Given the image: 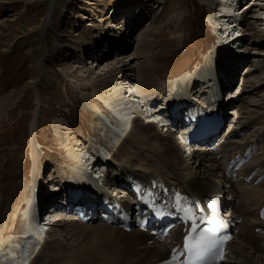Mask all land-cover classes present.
I'll use <instances>...</instances> for the list:
<instances>
[{
    "label": "bare ground",
    "instance_id": "1",
    "mask_svg": "<svg viewBox=\"0 0 264 264\" xmlns=\"http://www.w3.org/2000/svg\"><path fill=\"white\" fill-rule=\"evenodd\" d=\"M245 1L205 0L213 14L210 18L217 26L216 29L222 38L225 36L229 41L222 39L219 50L208 53L205 56V63L195 67L197 69H194L190 76L184 75L171 79L173 72H167L163 66L156 65L160 52L155 50L163 46L155 43L157 29L147 26L141 37H139L141 32L133 36L131 29L141 23L145 14L141 13L133 17L129 15V8L125 9V6L123 8L125 16L128 14L129 19L125 25L118 27L119 31H115L117 34L106 32L102 39H99L103 40L102 44L96 40L92 51L86 50L87 48L80 50L87 55L76 54L80 63L76 62V65L69 66L66 71L76 82L75 88L82 95L81 102H84V106L89 108L92 115L96 116L100 113L102 117L97 116L99 119L106 118L102 115L98 104L101 108L107 107L106 109L111 110L117 118V123L121 124L125 130L121 131L118 127L117 129L132 146V151L127 152L128 157L136 155L145 164H139L137 161L138 166L135 164V167L133 163L130 165V161L115 164L116 160L113 161L110 158L105 157L102 160L91 158L88 156L86 147L82 146L76 139L77 136L70 131L71 126L65 125L64 120H58L55 127L59 132V139L63 144L66 143L65 151L67 152L68 149L69 155L77 156L78 160L89 157L87 164L92 165V169L96 166L97 171L88 173L84 171L85 168L80 172L75 170L77 173L69 174L62 185L57 182L62 175L59 176L53 171L54 174L44 177L39 182L37 170L42 157L38 155L36 170L33 173L37 178V185L35 186L34 182L31 186V193L33 187L35 193L29 194L23 205L24 209H27L28 223L25 225L23 236L15 237V241L23 244V254L20 255L22 259L18 262L19 251L10 243L12 237L5 239L7 234H15L14 229L7 228L8 222H5L6 224L0 227V264H139L142 259L133 257L136 252L143 250L140 246H143L149 254L161 258L160 261L166 260L169 253L166 256L164 246L161 244L146 246V240H150L151 237L147 238L142 231L134 230L128 233L103 223L95 226L84 225L78 218L75 222L70 218L67 221L66 216H61L63 210L57 213L58 209L61 210L64 207L77 209L74 206H80V208H87L94 216H99L97 206H101L100 201L117 198L115 194L119 192L121 183L147 185L149 178L155 176L173 178L177 186L197 191L202 195L224 192L227 197L228 214L233 218L237 216L243 219L239 225L238 238L230 245L231 251L234 255L247 259L250 264H264V220H260L258 215L259 208L264 203V51H257L259 47L255 48L256 51H247L245 54L237 50L245 39V34L251 35L248 40L252 41L254 46H258L261 42L257 39L264 37V28H261L264 26V0H248L244 3ZM56 3L57 0H51L50 11L47 12L48 15L40 30L47 31ZM131 5L133 4H129L130 8ZM246 13L249 17L245 16ZM226 21L232 25H228ZM246 24L248 32L242 34L241 25ZM231 32H233L232 36ZM174 36L181 49L185 45V38L177 32ZM132 43H135L134 51L126 56L105 58L108 53L130 48ZM231 44H233L232 49L228 48ZM260 46L262 47L261 44ZM245 48L249 50L251 47ZM248 55L252 56L253 65L245 66L244 75L241 76L242 81L234 88L236 71L240 68V62L246 61ZM86 56H90L88 62ZM215 81L223 91L230 87L234 89L228 94L232 99L228 101L225 99L227 105H233V102L237 100L240 101V105L235 111H226L232 123L218 135L219 143L215 149L196 145L188 146L184 144L181 133H178L176 129L179 118L187 110L190 111V115L187 111L188 116L194 117V115H201L200 113L209 114L217 108V105H222L226 109V103L208 101ZM134 82L137 83L132 87ZM88 90H91L92 96L87 97ZM168 95L171 97L168 98ZM259 96L262 101L256 100ZM247 97L251 99L247 100ZM7 108L8 105L0 108V118L2 112L6 114ZM37 127L35 124L34 136L38 131ZM161 128L162 133H160ZM125 146L128 145L125 144ZM253 147H257L258 152L249 163L243 166L242 177L233 182L226 174L224 162L232 155L243 153ZM35 151H37L36 146L33 147V152ZM70 158L74 161L72 157ZM104 169L107 172H104ZM253 173L255 176L251 179ZM96 175L101 176L102 181L95 179ZM259 178L261 180L256 184L255 181ZM80 183L81 188L87 192L92 191V195L86 193L75 203L71 190ZM122 194L126 195L125 190ZM122 194H118V198ZM21 200L24 198L21 197ZM19 206L18 210L21 211L22 203ZM42 211H45L46 216L44 223L38 221ZM76 215L72 217L76 218ZM258 228L263 233H256L255 230ZM73 230L77 232L71 233ZM44 233L54 240L52 242L47 240L43 236ZM171 233L174 239L181 236L177 229L172 230ZM70 234L73 242H78L81 236L84 241L77 243L70 252L67 251L68 247L65 244H60V251L50 252L51 246L58 242L59 237H63L68 242L67 236ZM6 250L13 254H1Z\"/></svg>",
    "mask_w": 264,
    "mask_h": 264
},
{
    "label": "rangeland",
    "instance_id": "2",
    "mask_svg": "<svg viewBox=\"0 0 264 264\" xmlns=\"http://www.w3.org/2000/svg\"><path fill=\"white\" fill-rule=\"evenodd\" d=\"M50 4L51 0H0V108L8 105L6 114L2 112L0 118V227L8 222L7 228L14 229L15 234H7L5 239L12 237L10 243L19 251L18 262L22 259L20 255L23 254V244L15 239L23 236L25 225L28 223L27 209H24L23 205L27 196L35 193L34 187L31 193V186L34 182V185H37V178L33 175L36 170L37 156L42 157L38 164V173L36 171L40 178L39 182L55 172L59 176L62 175V178L57 181L59 185H62L71 173L75 174L76 171L80 172L84 168V171L88 173L97 171L96 166L92 169V165L87 164L89 157L78 160L77 156L69 155L68 149L67 152L65 151L66 143L63 144L59 139V132L55 127L58 120H64L65 125L71 126L70 131L77 136L76 139L81 145L86 147L88 156L91 158L102 160L106 157L116 160L115 164L129 161L130 165L132 163L135 165L137 161L139 164L144 163L134 154L135 157L132 155L128 157L127 152L132 151V146L119 131V129L121 131L125 129L117 123V118L111 110L106 109L107 107L101 108L98 104L102 115L106 118L99 119L97 116L102 117L100 113L96 116L92 115L89 108L84 106V102H81L82 95L75 88L76 82L66 71L69 66L76 65V62L80 63L76 54L87 55L80 50L87 48L86 50L92 51L96 40L103 43V40L99 39H102L106 32H118V27L125 25L129 15L135 17L141 13L145 15L141 23L131 29V34L136 36L141 32L139 34L141 37L147 26L157 29L155 43L163 46L155 50L160 52L156 65L163 66L167 72H173L172 75L167 73L171 75V79L193 74V70L197 69L195 67L205 63V56L208 53L217 52L221 46V40H226L225 36L222 38L216 29L217 26L212 22L210 17L213 14L205 0H57L52 10L50 24L44 32L40 30V27L48 15L47 12L50 11ZM129 4H133L131 8ZM124 6L125 9L129 8V15L125 16ZM245 16L249 17V14L246 13ZM226 23L232 25L228 21ZM115 27L117 28L114 29ZM241 29H243L242 34L247 33V24L241 25ZM175 32L185 38V45L182 43L181 49L178 47L179 42L174 39ZM244 36L245 39L239 46L237 45L238 52L245 54L247 51H256V47H259L257 51H264V37L257 39L261 42L258 46H254L253 42L248 40L251 35ZM232 45L228 48L232 49ZM245 45L251 48L246 50ZM134 46L135 43H132L130 48L108 53L109 56L106 55L105 58L126 56L134 51ZM248 56L246 61L240 62V68L236 71L234 88L239 82L241 83L245 66L253 65L252 56ZM88 58L90 56H86L87 62ZM136 83L134 82L132 87ZM233 91L231 87L225 89L223 97L226 101L230 100L231 96L228 94ZM87 92V97L92 96L91 90ZM170 97L171 95H168V98ZM250 99L251 97H247V100ZM256 100L262 101L261 96L256 97ZM238 105L240 101L237 100L233 102V105H228L227 110L235 111ZM35 124L39 132H35L34 136ZM64 132L67 133V131ZM125 144L128 146L126 147ZM35 146L37 151L34 153ZM96 177L101 181L103 179L101 176L96 175ZM21 197L24 200L20 201ZM19 202L22 203L24 210H18ZM59 212L61 211L57 213ZM61 216H66L67 221L70 219L74 222L78 221L72 217V213L61 212ZM45 218V211H42L38 221L44 223ZM98 224L96 222L90 225ZM73 232L76 233L77 230L71 231ZM43 236L50 242L54 240L46 233ZM146 236L151 237L148 234ZM67 237L68 242L63 237H59V243H54L50 252L60 251V244L67 245V251L70 252L77 243L84 241L82 236L79 237L78 242L70 239L71 234ZM146 246H154L151 238L146 240ZM140 248L143 250L140 249L141 251L136 252L133 257L142 259L139 264H155L161 260L149 254L143 246ZM7 253L8 250L1 252L5 255ZM230 264L250 263L244 257L234 255Z\"/></svg>",
    "mask_w": 264,
    "mask_h": 264
},
{
    "label": "snow or ice",
    "instance_id": "3",
    "mask_svg": "<svg viewBox=\"0 0 264 264\" xmlns=\"http://www.w3.org/2000/svg\"><path fill=\"white\" fill-rule=\"evenodd\" d=\"M215 231L216 229L213 228L211 233L202 231L197 233L196 229H193V235L185 237L184 250L188 257L187 264H215L213 258L219 253Z\"/></svg>",
    "mask_w": 264,
    "mask_h": 264
}]
</instances>
